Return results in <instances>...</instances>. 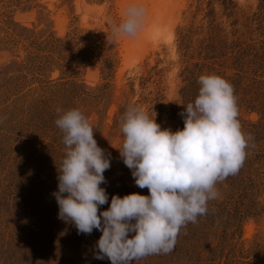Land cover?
<instances>
[{
  "label": "rangeland",
  "instance_id": "rangeland-1",
  "mask_svg": "<svg viewBox=\"0 0 264 264\" xmlns=\"http://www.w3.org/2000/svg\"><path fill=\"white\" fill-rule=\"evenodd\" d=\"M174 1L150 40L125 54L112 34L124 20L119 0H0V264H111L94 258L100 231L78 235L58 219L65 148L55 121L80 110L111 153L105 211L113 195H149L120 158L124 113L139 106L161 130H183L179 113L201 75L233 86L253 138L245 163L217 182L218 197L172 253L136 264H264V0Z\"/></svg>",
  "mask_w": 264,
  "mask_h": 264
},
{
  "label": "clouds",
  "instance_id": "clouds-1",
  "mask_svg": "<svg viewBox=\"0 0 264 264\" xmlns=\"http://www.w3.org/2000/svg\"><path fill=\"white\" fill-rule=\"evenodd\" d=\"M145 15L142 6L127 7L125 19L113 26V37L135 38ZM198 83L194 103L179 113L183 130H161L142 107L129 106L120 123V158L135 185L147 188L149 195H113L105 211L100 206L109 203V196L101 185L107 183L104 172L111 167V153L98 146L80 110L66 111L55 121L65 148L57 168L58 190L52 193L58 219L74 225L78 235L94 229L102 233L95 259L136 264L149 255L172 253L181 229L206 215L208 201L218 197L217 182L243 167L253 138L241 131L233 86L217 75H201Z\"/></svg>",
  "mask_w": 264,
  "mask_h": 264
},
{
  "label": "bare ground",
  "instance_id": "bare-ground-1",
  "mask_svg": "<svg viewBox=\"0 0 264 264\" xmlns=\"http://www.w3.org/2000/svg\"><path fill=\"white\" fill-rule=\"evenodd\" d=\"M165 1L166 0H119V8L121 9L120 14H121V17L123 19H125V10H126V8L129 7L132 4H136V5L142 6V7H144L146 9V15H145V18H144V24H143L142 30L136 35V37L135 38H127V37H120L119 38V41H122L121 43L124 46L122 48V51H124V53L125 52L128 53L129 51L132 52L131 50H134V49H139L140 46L143 43H145V41L148 40V38H149L148 34L151 33L152 31H154L156 28H158L161 25L160 22H159V19H161L160 18L161 14H162L161 11H162V9L164 7L163 4H164ZM167 14H169V13L167 12ZM165 16H166V14H165ZM165 16H163V17L165 18ZM169 17H170V15H169ZM158 24H160V25H158ZM157 31H158V29H157Z\"/></svg>",
  "mask_w": 264,
  "mask_h": 264
}]
</instances>
